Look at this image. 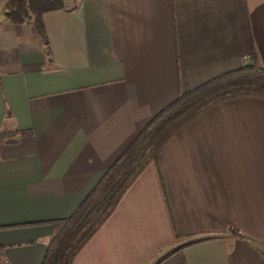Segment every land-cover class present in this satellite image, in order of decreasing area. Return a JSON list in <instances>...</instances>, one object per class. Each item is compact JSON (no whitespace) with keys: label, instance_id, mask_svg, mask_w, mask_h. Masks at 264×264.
Here are the masks:
<instances>
[{"label":"crops","instance_id":"0c3cea01","mask_svg":"<svg viewBox=\"0 0 264 264\" xmlns=\"http://www.w3.org/2000/svg\"><path fill=\"white\" fill-rule=\"evenodd\" d=\"M66 0H63V2ZM0 8V264H40L67 216L179 92L264 67V0H76ZM230 231V232H229ZM264 98L220 100L179 126L71 264H264Z\"/></svg>","mask_w":264,"mask_h":264},{"label":"trees","instance_id":"16d2710c","mask_svg":"<svg viewBox=\"0 0 264 264\" xmlns=\"http://www.w3.org/2000/svg\"><path fill=\"white\" fill-rule=\"evenodd\" d=\"M75 4L73 0L72 7ZM63 5V0H6L4 14L15 22L30 18L47 50L40 15ZM239 95L264 98V67L253 50L238 67L179 92L145 123L67 216L44 221L51 225V233L40 264H71L75 253L105 220L143 166L156 158L171 133L214 103Z\"/></svg>","mask_w":264,"mask_h":264},{"label":"rangeland","instance_id":"374dc122","mask_svg":"<svg viewBox=\"0 0 264 264\" xmlns=\"http://www.w3.org/2000/svg\"><path fill=\"white\" fill-rule=\"evenodd\" d=\"M2 2H3V0H0V8H1ZM72 4H73V0L64 1V7H70ZM258 246H260V248H262V250L264 251V246L262 244H259Z\"/></svg>","mask_w":264,"mask_h":264}]
</instances>
